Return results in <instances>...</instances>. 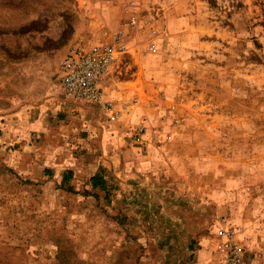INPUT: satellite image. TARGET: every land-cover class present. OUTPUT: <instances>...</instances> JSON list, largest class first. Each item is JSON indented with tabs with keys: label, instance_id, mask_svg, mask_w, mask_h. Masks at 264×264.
<instances>
[{
	"label": "rangeland",
	"instance_id": "rangeland-1",
	"mask_svg": "<svg viewBox=\"0 0 264 264\" xmlns=\"http://www.w3.org/2000/svg\"><path fill=\"white\" fill-rule=\"evenodd\" d=\"M115 34L127 51L111 72L131 92L105 121L156 114L121 141L180 156L160 176L173 194L159 176L142 200L122 175L71 195L3 178L0 264H222L220 225L237 231L243 264H264V0H0V120L54 112L64 49Z\"/></svg>",
	"mask_w": 264,
	"mask_h": 264
},
{
	"label": "crops",
	"instance_id": "crops-1",
	"mask_svg": "<svg viewBox=\"0 0 264 264\" xmlns=\"http://www.w3.org/2000/svg\"><path fill=\"white\" fill-rule=\"evenodd\" d=\"M105 81V97L116 103L128 99L131 89L124 83L128 80L117 79L110 72ZM53 106L54 112L13 113L10 118L0 120V170L1 174L5 173L0 175V181L6 178L11 185L21 182L34 186L54 183L67 188L68 192L59 189L63 194L71 195L82 186L102 190L98 184L101 178L107 189L112 185L111 176L116 179L122 175L125 185L139 190V200H142L143 196L150 195L147 193L153 183H149L150 177L160 178L173 172L172 165L176 168L180 161V156L179 159L168 156L166 145L160 147L151 142L140 151L137 146L122 144L120 134H124L128 123H138L145 114L146 123L157 120L155 113L149 115L142 106L129 111L127 117L122 112L118 125L107 124L108 112L63 95L55 99ZM147 134L150 135V130ZM95 174L99 177L93 187L90 177ZM160 181L159 188L164 184L172 195L173 186H166L165 179L160 178ZM191 210L186 209L188 213ZM197 214L204 220L207 209Z\"/></svg>",
	"mask_w": 264,
	"mask_h": 264
},
{
	"label": "built area",
	"instance_id": "built-area-1",
	"mask_svg": "<svg viewBox=\"0 0 264 264\" xmlns=\"http://www.w3.org/2000/svg\"><path fill=\"white\" fill-rule=\"evenodd\" d=\"M126 51L127 45L121 34H115L108 42H79L67 46L56 67L63 96L92 104L108 112L107 121H115L118 110L113 100L105 97L103 83L117 58ZM143 132V125L135 126L131 138L138 144L144 143ZM214 236L215 249L222 264L244 263V248L233 227L220 225L215 229Z\"/></svg>",
	"mask_w": 264,
	"mask_h": 264
},
{
	"label": "trees",
	"instance_id": "trees-1",
	"mask_svg": "<svg viewBox=\"0 0 264 264\" xmlns=\"http://www.w3.org/2000/svg\"><path fill=\"white\" fill-rule=\"evenodd\" d=\"M98 174H95L93 176L90 177V180L92 181V185L93 187L96 186V180L98 179ZM101 178V177H100ZM98 184L100 185V189L104 190V186H103V183H102V178L101 180L98 182Z\"/></svg>",
	"mask_w": 264,
	"mask_h": 264
}]
</instances>
